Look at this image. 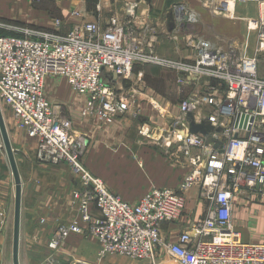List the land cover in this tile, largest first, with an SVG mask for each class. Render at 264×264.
<instances>
[{"label":"built area","instance_id":"built-area-1","mask_svg":"<svg viewBox=\"0 0 264 264\" xmlns=\"http://www.w3.org/2000/svg\"><path fill=\"white\" fill-rule=\"evenodd\" d=\"M121 1L104 20L88 21L84 5L75 9L71 17L82 22L68 33L59 31L64 26L59 19L51 30L0 24L18 33L0 36V102L13 111L18 129L38 142L39 164H67L78 179L71 197L79 220L58 226L44 264H64L63 244L84 234L99 243L92 264H105L109 256L155 264L160 253L178 264H264V243L245 242L233 219L237 199L264 200V78L259 74L264 8L263 15L247 20V32L256 37L250 54L245 40L199 33L200 13L188 3L174 5L170 39L177 53L189 54L169 58L158 53L156 27L138 24L141 2ZM229 1L221 0L216 10L231 13ZM149 65L170 71L179 88H190L177 113L170 102L163 106L145 92L143 73L135 68ZM49 77L65 79L84 98V118L97 116L110 124L124 116H144L148 108L157 111L162 125L146 123L139 132L185 158L189 172L178 187L153 188L134 204L112 192L83 162L88 139L74 129L65 106L47 98ZM194 187L207 204L205 218L172 241L162 224L181 219Z\"/></svg>","mask_w":264,"mask_h":264},{"label":"crops","instance_id":"crops-1","mask_svg":"<svg viewBox=\"0 0 264 264\" xmlns=\"http://www.w3.org/2000/svg\"><path fill=\"white\" fill-rule=\"evenodd\" d=\"M206 1L209 0H203V2ZM107 2L110 3V7L113 6L111 0ZM183 2L190 3L187 0L173 3L164 18L148 15L146 11L139 8L138 24L150 23L156 27L159 52L163 56H172V52L178 56L189 54L185 50L178 54L175 44L170 39L174 29L171 9L174 5ZM32 3V0H0V21L16 23L26 20L33 10ZM114 5L117 6L116 3ZM202 6L205 7L204 3ZM46 7L45 4V10ZM242 8V5H239L237 9L234 8L232 26L230 24L225 26L224 20L218 21L217 25L221 26L222 30L214 33L231 38L247 34L249 53L253 54L256 37L254 33L247 32L248 27L243 23L244 21L247 23V18ZM204 11L207 12V10ZM91 16V14L87 15L88 21L95 20L91 19ZM77 21H72L74 24L70 25L68 30L64 25L59 31L68 33L75 24L81 23L82 19ZM201 23V29L196 30L204 34V30H208L210 24L203 19ZM37 26H41L40 29L51 30L53 20L45 18V22L38 23ZM0 36L12 35L0 32ZM262 57L259 73L264 77V56ZM137 68L135 72L143 73L144 77V69ZM46 96L50 101L65 106L73 120L74 129L88 139L89 145L83 156L87 169L94 176L102 179L108 188L118 194L123 201L137 203L153 188L176 189L189 172L185 158L175 150L170 151L162 146L142 141L139 132L141 126L146 123L162 125L163 121L158 116L152 114L124 116L110 124L103 123L97 116L84 118L81 114L84 98L76 96L70 90L66 80L57 77L47 79ZM172 110L177 113L178 107L173 105ZM13 129L15 133L12 141L16 149L22 152L23 157L22 162H19L23 184L20 263L42 264L50 253L48 243L58 226L79 220L78 211L73 207L71 197L72 191L78 185V179L67 164L57 166L39 164L36 161L38 142L29 138L26 131L18 129L15 123ZM2 176H4L3 181ZM15 198V180L7 162L0 170V264H8L10 259L13 264ZM206 209L207 204L200 197L199 188H192L187 194L186 209L181 219L174 223L162 224L164 235L172 241L176 240L178 235L192 223L200 222L205 218ZM93 212L98 215L96 211ZM233 219L245 242L264 243V200L259 197L251 200L240 198L234 204ZM98 252L99 243L94 237L88 234L72 235L62 246L61 258L64 264H71L74 260L92 264L97 260ZM111 259L108 258L106 263L113 264Z\"/></svg>","mask_w":264,"mask_h":264},{"label":"rangeland","instance_id":"rangeland-1","mask_svg":"<svg viewBox=\"0 0 264 264\" xmlns=\"http://www.w3.org/2000/svg\"><path fill=\"white\" fill-rule=\"evenodd\" d=\"M107 1L108 0H102V1L101 0H40L38 2L32 3L33 10L31 11V13H29V16L27 17L26 20L18 21L16 23L11 22V21H5V22L0 21V24H4L10 27L14 26L17 28H21L23 30L24 29H37V28L40 29L39 27L41 26H37L38 23L39 24L44 23L45 18H51L53 21L56 19L61 20L63 24L66 26V30H68L69 26L70 25L72 26V24H74L72 23V21L76 22L77 20H80V18L78 19L76 17H71V14L75 9L80 8L82 5H84L85 8L87 9V13L92 15L91 19L104 20L110 15L111 12H115L119 10V8L124 3L123 1L118 0V2L116 3L117 6L115 7L114 5L115 0H111V3H112L111 5L113 6L110 7V3H108ZM138 1L141 2V7H140L141 10L146 11L148 15L162 16L164 18L166 16V13L169 7L173 3L179 2L181 0H138ZM187 1L190 2L189 4L192 6V8L196 9L200 13L201 18L207 24L209 22L210 25H208V30L205 29L204 30L205 32H203L204 33L203 35H205L206 37L210 39L211 38L215 39L218 36L216 35V33H214L215 31L219 32L222 30V27L217 25L218 21L224 20L225 26L227 24H230L232 26L233 23H232L231 17L234 16L235 12L225 14L223 11L219 9L216 10L217 5L220 7L221 1H216V0H212V1L209 0L208 2L207 1L203 2V0H187ZM263 2L264 0H247L245 2L237 1L235 2V8L237 9L239 5H242L243 7L242 10L244 9L243 14L244 16H246L247 20L249 18H258L259 15L261 14L263 15L262 8L264 7L261 5ZM203 3L212 4L213 8L209 10L207 9V6L206 7L202 6ZM45 4L47 5L46 10L44 9ZM202 8L204 10H207V12L204 11ZM73 19H76V20H73ZM243 23L247 25L245 21ZM201 25L202 23L197 25L196 29L200 30ZM0 32L3 34L5 33V34H10V35L18 34L8 29H0ZM237 37H239L240 40H245V41L249 40V36L247 34L246 35L243 34L241 36L239 35L235 36V38ZM166 46L168 45L166 44ZM158 53L160 54L159 46H158ZM171 55L172 56H168V57L175 58V56H178L177 54H174L173 52L171 53ZM262 60H263V57H262ZM141 68L144 69L143 72L145 73L144 78H143L145 92H147L150 98L155 99L156 101L160 102V104L163 106L166 105V102H171L172 105L176 107L179 100L186 97L191 92L190 88H187V87L179 88L176 83L175 76L170 71H167L161 67H157L153 65H149V66H145ZM76 103H77V100L75 104ZM0 104H1V108L3 111L4 119L6 122V126L8 129V133L10 136L12 146L15 150H17L16 149L17 147L14 141H12L13 135L15 133L13 129L14 123L16 124L14 120L13 111L5 103L0 102ZM150 114L159 117L158 112L153 111L150 108L146 109L143 113L144 116H147ZM160 120L162 119L160 118ZM142 141L149 143V140H147L144 137H142ZM21 153L22 152L18 151V155L16 156L18 167H19V162L21 163L22 158H23ZM7 162H8L7 155L3 148V142H2L1 135H0V170L4 164H7ZM3 177L4 176L1 177L2 181L4 180ZM241 199H244V198H241ZM237 200H240V199H237ZM108 258H112L111 262L113 264H149V263H142L139 261L131 260L129 258L121 257V256H109ZM108 258L105 260V264H107L106 261L108 260ZM45 260L42 261L43 262L42 264H44ZM8 264H11V259L9 260ZM155 264H178V263L172 260L171 258H169L168 256H166V254L160 253L158 260Z\"/></svg>","mask_w":264,"mask_h":264},{"label":"water","instance_id":"water-1","mask_svg":"<svg viewBox=\"0 0 264 264\" xmlns=\"http://www.w3.org/2000/svg\"><path fill=\"white\" fill-rule=\"evenodd\" d=\"M197 130H198L197 127L192 128L193 132H196ZM0 135L3 142V148L8 158L9 166L15 180V188H16L12 261L13 264H21L20 263V232H21L23 184L16 158V156L18 155V150H15L12 146L8 129L6 126V122L4 119L3 111L1 108V104H0Z\"/></svg>","mask_w":264,"mask_h":264},{"label":"bare ground","instance_id":"bare-ground-1","mask_svg":"<svg viewBox=\"0 0 264 264\" xmlns=\"http://www.w3.org/2000/svg\"><path fill=\"white\" fill-rule=\"evenodd\" d=\"M234 8H235V3L233 0H230L229 1V5H228V10L233 12L234 11Z\"/></svg>","mask_w":264,"mask_h":264}]
</instances>
